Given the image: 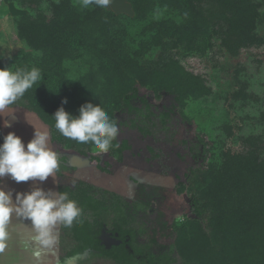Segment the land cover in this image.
Returning <instances> with one entry per match:
<instances>
[{
	"label": "trees",
	"instance_id": "trees-1",
	"mask_svg": "<svg viewBox=\"0 0 264 264\" xmlns=\"http://www.w3.org/2000/svg\"><path fill=\"white\" fill-rule=\"evenodd\" d=\"M13 1L24 10L12 22L26 48L16 56L0 57V68L37 67L42 79L9 107L34 112L48 126L53 151L58 154L59 191L67 192L82 209L72 227L61 225L60 262L68 264L74 250H69L70 243L76 240L81 249L90 246L100 250L101 256L139 264L125 241L109 243L107 249L99 239L106 221L101 219L106 210L101 204L114 192L85 181L74 187L63 185V171L73 168L66 151L108 172L106 166L112 163L101 162L102 155L122 163L126 153H133V137L120 139V134L153 138L159 145L162 139L157 138L170 129L174 111L186 120L183 129L194 125L185 111L187 101L210 95L212 88L202 76L189 71L181 58H175L173 51L184 57L203 56L216 39L233 57L243 50L263 48L264 0H127L132 16L95 5L85 8L82 0ZM245 70L237 67L234 79L239 87L233 94L243 104L254 102L255 113L237 110L246 113L241 121L214 117L197 125L198 121L196 140L183 141L194 159L185 181H178L176 188L190 194L195 212L203 217L186 219L181 229L187 231L177 239L182 246L202 247L205 259L201 264H264V89L254 91L253 83L260 82ZM141 89L151 91L153 100ZM170 95L172 108L166 109L164 100ZM65 98L68 102L63 106L73 115H79L80 106L90 101L101 104L115 121L118 135L107 153L95 151L91 143L65 138L55 129L52 115ZM3 137L0 124V144ZM155 145L147 142L146 149L158 159Z\"/></svg>",
	"mask_w": 264,
	"mask_h": 264
},
{
	"label": "rangeland",
	"instance_id": "rangeland-1",
	"mask_svg": "<svg viewBox=\"0 0 264 264\" xmlns=\"http://www.w3.org/2000/svg\"><path fill=\"white\" fill-rule=\"evenodd\" d=\"M14 7L17 9L15 5ZM106 8L117 14L134 15L132 6L127 0H111ZM4 15L5 11H0V17ZM262 16L264 22V12ZM2 21L0 22V57L16 56L25 50L26 46L18 39L12 21ZM260 32L264 35V25H262ZM215 43L216 45L214 44L206 55L202 54L203 56L194 53L184 57L181 53L173 51L175 58H181L182 63L189 71L202 76L206 84L212 88L210 95L196 99L190 98L187 101L185 111L188 116L195 120L194 125L198 121L197 125L205 124L206 121H213L214 117L215 119L229 117L241 121L240 117H243L245 112L252 115L255 113L254 102L243 104V100L235 98L233 94L239 87L234 78L236 77V69L240 65L245 67V72L254 81L257 80L258 83L264 84V47L243 50L239 56L233 57L219 47L218 39ZM253 84L254 88L252 87ZM253 84L250 85L249 89L253 88L259 93L263 91L264 88L260 84ZM141 93H148L147 97L150 101L154 98L151 91L146 89H141ZM172 102V95H170L164 100L163 105L166 109L172 108ZM17 109L21 110L22 107ZM242 109L245 112H239ZM22 111L26 114L11 112L17 115V119L9 129L6 127L7 134L15 132L22 138L25 146L33 138L35 129L47 132L49 136L47 125L34 112L25 108ZM4 115V119L8 121L10 115ZM184 120L179 113L174 111L170 117L169 133L164 135L162 133V137L157 138L162 139L159 145H155L157 141L154 142L153 138L145 140L139 137L140 135L120 134L118 136L120 139L133 137L134 145L131 151L133 153H126L122 163H117L114 159L102 155L101 162L108 160L112 163L107 168H110L113 174H107L95 164L87 163L89 159L83 158L80 161L78 157L71 154L72 163L83 162L82 164H86L88 169L82 165L80 166V173L66 171L61 178L63 185L74 187L81 181L78 174L81 175L82 173V179L114 192H112L113 198L112 195L108 194L105 202L103 199L101 200L103 202L101 204L102 209L106 208L101 219H106V221H103V229L99 239L107 249L110 247L109 243L120 245L121 242L125 241V247L129 253L135 255L139 264H201L205 259L203 258L202 247L197 245L182 246L180 240L177 239L180 234L187 231V228L181 229L186 219L203 217V215L195 212L190 194L186 191L178 192L176 188L178 181H185L193 158L189 155L188 146L183 141L186 139L196 140L197 130L195 126L190 125L183 129ZM147 142L155 145L154 148L161 158L155 159L150 156V151L146 149ZM151 157L153 159H149ZM115 195L119 196L121 201L116 200L119 197L117 198ZM120 202L122 205H119ZM75 243L76 240L72 242L73 245L70 243L69 250L73 248L74 250L68 258L70 261L68 264H80V262L88 260L89 263L93 262L94 264H124V262L114 258L101 256L100 250H94L90 246L81 249ZM197 247L199 248L196 249ZM93 254L99 255H94V257ZM152 257L159 259V262L151 260Z\"/></svg>",
	"mask_w": 264,
	"mask_h": 264
},
{
	"label": "clouds",
	"instance_id": "clouds-1",
	"mask_svg": "<svg viewBox=\"0 0 264 264\" xmlns=\"http://www.w3.org/2000/svg\"><path fill=\"white\" fill-rule=\"evenodd\" d=\"M111 0H82L85 8L90 5L106 8ZM42 79L39 68L17 69L0 68V113L13 105ZM56 110L55 129L65 138L80 144L91 143L94 150L107 153L113 147L118 135V126L106 111L92 102H86L79 108V115L66 111L63 105ZM11 123L5 121L4 127ZM47 132L35 129L33 138L27 143L9 132L0 144V178L10 176L15 182L46 181L59 168L58 154L49 147ZM31 221V232L25 243L35 245L40 250H51L58 241V226L72 227L82 215V209L70 198L67 192L45 190L33 185L28 192H13L0 187V251L8 237V226L12 216Z\"/></svg>",
	"mask_w": 264,
	"mask_h": 264
},
{
	"label": "crops",
	"instance_id": "crops-1",
	"mask_svg": "<svg viewBox=\"0 0 264 264\" xmlns=\"http://www.w3.org/2000/svg\"><path fill=\"white\" fill-rule=\"evenodd\" d=\"M14 5L17 9H15ZM0 11H5V15L0 17V22L4 20H11L12 18L23 12L22 9L18 8L13 0H0ZM4 20L2 22H4ZM13 25V22H12ZM13 27V26H12ZM14 29V27H13ZM18 107H8L3 113H0V124L2 126L4 136L7 135L6 127H4L6 119H4V114L16 115L17 114H26L25 112L17 109ZM11 112H15L12 114ZM13 124H11L12 126ZM10 127H7L9 129ZM48 130V127H47ZM44 131V129H43ZM46 131V130H45ZM50 139V137H49ZM51 140L49 141V147L51 148ZM73 162L72 165L77 166L76 172H81V167L86 168V164ZM82 174V173H81ZM79 175V174H78ZM80 176V175H79ZM39 185L44 188L46 191L52 189L54 191H59V178L56 172H54L53 177L44 181H33L29 180L26 182H15L6 176L0 178V187H4L8 191L13 192V200H15V194L17 192H28L32 189L33 185ZM31 221L23 220L21 218L12 216L11 221L8 226V237L4 243V248L0 251V264H58L59 263V251H60V231L61 226L57 227L58 232V241L57 244L51 250H40L35 245H28L25 243L26 237L31 232Z\"/></svg>",
	"mask_w": 264,
	"mask_h": 264
},
{
	"label": "flooded vegetation",
	"instance_id": "flooded-vegetation-1",
	"mask_svg": "<svg viewBox=\"0 0 264 264\" xmlns=\"http://www.w3.org/2000/svg\"><path fill=\"white\" fill-rule=\"evenodd\" d=\"M88 162L89 163H93V164H95L101 171H103V172H106L107 174H113L112 173V170L110 171V168H108L109 169V171L107 172V171H104L103 169H102V167L100 166V165H98L96 162H93V161H90V160H88ZM191 165H192V163H191ZM190 165V166H191ZM102 166H105V165H102ZM107 167V166H106ZM73 169V170H72ZM72 169H70L69 170V173H77L76 172V170H77V166L76 165H73V168ZM114 172V171H113ZM65 172L63 171V174H64ZM62 174V175H63ZM80 175V174H79ZM78 175V176H79ZM82 175V174H81ZM81 175L79 176V180H81V181H85V182H87V183H89V184H91L90 182H88V181H86V180H84V179H82L81 178ZM62 178V177H61ZM62 180V179H61ZM94 184V183H93ZM93 184H91V185H93ZM95 186H98V187H100V188H102V189H104V190H108L107 188H104V187H102V186H99V185H97V184H94ZM73 187V186H72ZM108 191H110V190H108ZM113 192V191H112ZM120 195H123V194H120ZM135 195V194H134ZM133 195V196H134ZM123 196H125V195H123ZM133 196H131V197H133ZM126 197H128V196H126Z\"/></svg>",
	"mask_w": 264,
	"mask_h": 264
},
{
	"label": "water",
	"instance_id": "water-1",
	"mask_svg": "<svg viewBox=\"0 0 264 264\" xmlns=\"http://www.w3.org/2000/svg\"><path fill=\"white\" fill-rule=\"evenodd\" d=\"M16 119H17V115H10L9 117H8V121L11 123V124H15L14 122L16 121ZM2 127V126H1ZM48 127V126H47ZM3 131V130H2ZM48 132H49V129H48ZM4 135V134H3ZM50 136V135H49ZM51 149L53 150V146H52V144H51ZM66 154H68V155H71L72 154V156H76V157H78L79 159H80V161H81V159H83V157L82 156H80L79 154H77V153H72V152H68V151H66ZM72 156H71V158H70V162H71V165L73 164L72 163ZM86 160H87V158H86ZM80 162H78L77 164L78 165H80L79 164ZM81 163H83V162H81ZM87 163H89L88 161H87ZM60 256H61V251H59V263L58 264H61V262H60ZM68 262H70V261H68L67 260V263Z\"/></svg>",
	"mask_w": 264,
	"mask_h": 264
}]
</instances>
